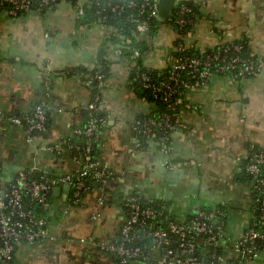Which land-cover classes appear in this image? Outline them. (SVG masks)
I'll use <instances>...</instances> for the list:
<instances>
[{
  "label": "crops",
  "instance_id": "crops-1",
  "mask_svg": "<svg viewBox=\"0 0 264 264\" xmlns=\"http://www.w3.org/2000/svg\"><path fill=\"white\" fill-rule=\"evenodd\" d=\"M94 1L61 0L44 12L32 10L17 17L0 13V109L13 117L30 113L43 97L46 73L52 76L49 131L27 142L19 126L6 123L0 147L2 191L26 169L65 173L74 168L69 157L56 156L47 147L69 137L72 125L83 121L98 84L106 114L98 160L120 176L109 187L102 218L91 221L87 231H70L77 228L79 213H67L66 207L74 208L68 206V191L54 195L47 205L51 231L113 239L127 217L122 201L140 191L164 203L169 217L180 222L189 221L198 207H225L224 238L217 249L227 260H238L235 244L254 218L246 165L252 151L264 147V72L242 80L215 75L186 91L177 104L186 127L171 132V150L165 152L158 141L140 138L134 128L139 116L156 107L131 86L134 63L123 54L131 40L112 41L115 31L103 18L85 21L79 13ZM179 1L191 2L198 10L191 30L183 34L171 19H160L151 39L141 34L149 46L143 55L145 67L167 71L180 41L204 53L243 38L252 53L264 57V0ZM103 71L106 79L101 84L96 74ZM95 194L85 196V207H77L88 210V219L96 208ZM14 264H117V257L66 238L58 244L20 245ZM252 264H264V248Z\"/></svg>",
  "mask_w": 264,
  "mask_h": 264
},
{
  "label": "built area",
  "instance_id": "built-area-1",
  "mask_svg": "<svg viewBox=\"0 0 264 264\" xmlns=\"http://www.w3.org/2000/svg\"><path fill=\"white\" fill-rule=\"evenodd\" d=\"M61 0H0V10L5 4L9 7L3 12L10 17L32 10L44 12L55 7ZM158 0H128L112 8L114 12L126 7L139 8L143 13L148 10L149 17H158ZM83 10L79 13L83 14ZM174 23L183 30L197 16L192 7L179 3L174 12ZM173 16V18H174ZM172 18V19H173ZM136 31L146 32L149 20H135ZM244 44L230 41L208 50L203 55L191 53L184 42H178L176 53L170 56V74L156 80L146 72H138L137 78L143 88L149 90L154 99L164 103L167 109L160 114L148 115L135 121V130L140 138L157 140L165 152H170L171 132L185 128L177 104L184 93L199 87L215 75L229 76L242 80L253 78L264 72V58L244 54ZM139 58V50L134 51ZM64 76L66 71L59 72ZM106 77L96 74V80L103 84ZM45 91L32 112L18 116H8L0 109V147L6 132V123L26 124V140L32 142L36 133L47 132L48 116L52 98V76L46 73ZM175 97H177L176 100ZM88 122L85 127L76 128L75 134L84 135L90 141L98 140L106 118L102 116V97L96 94L88 103ZM78 154L72 158L74 168L57 176L47 174L34 177V171H21L9 186L2 191L0 186V264H12L18 246L42 241L56 242L60 235L53 233L48 221L38 217L34 205H48L49 195L54 189L70 185L68 191L69 207H85V196L95 194L96 208L91 211L90 219L98 223L103 216L108 186L119 179V172L94 159L92 145L79 146L68 144ZM51 153H64L66 147L55 144L47 147ZM1 170V164H0ZM247 175L253 184L254 218L250 227L236 242L239 255L236 261L227 260L217 249L224 238L226 212L221 207L215 209L198 207L189 221L180 222L169 217L163 209L143 201L140 195H128L123 200L126 220L120 226L123 240H96L93 237L67 238L74 243L96 246L101 251L110 252L118 257V264H130L134 259L153 264H252L264 247V147L251 154L246 165ZM95 184V187H93ZM29 205V209H26ZM146 252V254H144Z\"/></svg>",
  "mask_w": 264,
  "mask_h": 264
},
{
  "label": "trees",
  "instance_id": "trees-1",
  "mask_svg": "<svg viewBox=\"0 0 264 264\" xmlns=\"http://www.w3.org/2000/svg\"><path fill=\"white\" fill-rule=\"evenodd\" d=\"M126 1H128V0H116V1H113L112 3H110V2H106L105 0H95L91 4H85L83 6V8H84L83 18H84L85 21H92V20H95V19H98V18H103L104 24H106L107 26H112L114 31H115L113 36H112V38H111L112 41H116V38H118V37H127V38H129L131 40L130 44L124 45L125 47H124V51H123V54L127 57V59L130 60L132 63H134V69L132 71V76H131V86L138 93V96H140L142 98H146L149 102L155 104L156 110L153 111L152 113L148 114V115H150V116L151 115H155V114L157 115V114H160L163 111H165L167 109V106L164 103L155 100L154 96L152 95V93L149 90H147V89L142 87V85L139 82V79L137 78V73L138 72H146L147 74L151 75L154 79L159 80V79H164L165 77H167L170 74V68L167 71H165L164 73H161V72H158L157 70L149 69V68H147V67H145L143 65V55L149 49V46L147 45V40H145L144 38L140 37L141 34L136 31L137 23H136L135 20L136 19L141 20V21L145 20V19L149 20L148 29L142 35L147 37L148 39H151V37L154 36L156 31H157L158 25L160 24V19L157 18V17H149L148 10H145L142 13L139 8L130 9V8L126 7L124 9H118L116 12H114L112 10V8L114 6L122 5ZM138 2L141 3L142 0H138ZM181 4H186V5L190 6V7H192L193 10L196 12V15H198V12H197L198 10H197V8L195 7V5L193 3H191V2H181ZM8 7H9V4L3 5L1 7L0 13H2ZM196 17L194 18L192 23L187 24L183 30H180V32L183 33V34H186L187 32H189L191 30V26L194 24V22L196 20ZM174 19H175V16H174L173 19H171L169 21L172 24H174L175 26H177L174 23ZM236 41H240V42H242L244 44V46H245L244 54L246 56L258 57L257 55H255L254 53H252L250 51V49L248 47V44L246 42V39L242 38V39L236 40ZM135 50H139L140 51L141 56L139 58H134L133 55H134V51ZM190 51H191V53H195V54H198V55H203L201 51H196V50H190ZM262 58H264V57H262ZM105 72L106 71H103L101 73H103L105 75ZM97 73H100V72H97ZM105 77H106V75H105ZM94 86H95V88H94V91H93V97L96 94H98L99 91H100V88H99L98 84L97 85L94 84ZM176 99H177V97H175L174 100H176ZM40 100H41V98L39 99V101ZM179 107L180 106H177L178 109H179ZM148 115L139 116L137 119H139L141 117H146ZM17 116L18 117H22L23 115L22 116L17 115ZM47 116H48V124H47L48 125L47 132H48L49 129H50V126H51V117H52L51 108H48ZM102 116H103V118H106V114L104 113V111H102ZM87 122H88V113H87V109H86V113H85V116L83 118V121L80 124L72 125V134L69 137H66L64 140H62V141H60L58 143H55V144H59V145H62L64 147H66V151L64 153H61V154H58V153H56V154L53 153V154L56 155V156H59V157L60 156L61 157L62 156H67V157H69V159L72 162V158L76 154H78V151L76 149H69L68 148V144H74V145H79V146H86V145L91 144L92 145V149H93L92 154L94 156V159H96L99 162V160H98V152H99V142H100L101 136H100V138L97 141L96 140H91L90 141L86 136H84V135L78 136L74 132V130L76 128L85 127ZM17 126H19L23 130V132L25 133V136H26V124L17 125ZM103 128H102V130H103ZM47 132L36 133V135H37V137H39V136H42V135L46 134ZM153 140H155V139H153ZM155 141H157V140H155ZM55 144H52V145H55ZM260 149H262V148H260ZM257 150H259V149H255L254 151H252V153L257 151ZM30 170L31 169H26L24 171H30ZM44 174H47L49 176H57V175L62 174V173H58V172H56L54 170H51L49 172H35L34 171L33 176L34 177H40L41 175H44ZM110 185L108 186V188L106 190L107 199H106L105 206H106V204L108 202V194H109ZM0 186L2 188L1 180H0ZM93 187H95V184H93ZM133 194L140 195L142 197L143 201H152L151 202L152 206H154L156 208L163 209L164 212L167 213V211L165 210L166 206H165L164 203L161 204V203H159V202H157L155 200H149L140 191H134ZM53 198H54V194L52 192L49 195L48 202L51 201ZM122 206H123L124 211L126 213V209H125V207L123 205V201H122ZM219 207H221L222 209L225 208L223 206H219ZM33 209H34V212L36 213V215L38 217H43V218H45L48 221V223H50L51 214L49 213V208L47 207V205L36 204V205H34ZM67 236H71V235L62 234L60 236L59 240L56 241V242L42 241V242H38V243H35V244L24 243L22 245L58 244V243L64 242V239H66ZM113 239L123 240V237H122V234L120 232V229H119V232L116 235V237H114ZM97 240L99 241L100 239H97ZM263 248L264 247H262L261 249H263ZM218 251H219V249H218ZM103 252H105V251H103ZM105 253H110V252H105ZM110 254H113V253H110ZM144 254H146V252H144ZM113 255H115V254H113ZM134 261H143V260L140 259V258L134 259V260H132L130 262V264L132 262H134ZM14 262H15V256H14V260H13L12 264H14ZM117 264H118V257H117Z\"/></svg>",
  "mask_w": 264,
  "mask_h": 264
},
{
  "label": "water",
  "instance_id": "water-1",
  "mask_svg": "<svg viewBox=\"0 0 264 264\" xmlns=\"http://www.w3.org/2000/svg\"><path fill=\"white\" fill-rule=\"evenodd\" d=\"M179 3V0H158L157 9L159 19H172L174 16V11ZM63 189L69 191L71 189V186L66 185L63 188L58 187L54 189L53 194L55 196H59L62 193ZM26 209H29V205H26Z\"/></svg>",
  "mask_w": 264,
  "mask_h": 264
},
{
  "label": "rangeland",
  "instance_id": "rangeland-1",
  "mask_svg": "<svg viewBox=\"0 0 264 264\" xmlns=\"http://www.w3.org/2000/svg\"><path fill=\"white\" fill-rule=\"evenodd\" d=\"M69 209V210H68ZM66 210H68L67 213H70L72 212L74 215H75V211L77 210L79 214H77V222H76V225H77V228L73 229L72 230V227H71V230L72 232H78L79 230L83 229L84 231H87L86 229H84L85 227L86 228H89V227H92V222H91V219H88L89 218V212L87 209L85 208H68L66 207ZM82 231V232H84ZM70 234L71 236L73 237H82V236H77L76 234Z\"/></svg>",
  "mask_w": 264,
  "mask_h": 264
}]
</instances>
